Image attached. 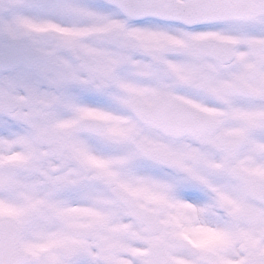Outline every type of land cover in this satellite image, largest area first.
Returning <instances> with one entry per match:
<instances>
[{"label": "snow or ice", "instance_id": "obj_1", "mask_svg": "<svg viewBox=\"0 0 264 264\" xmlns=\"http://www.w3.org/2000/svg\"><path fill=\"white\" fill-rule=\"evenodd\" d=\"M0 264H264V0H0Z\"/></svg>", "mask_w": 264, "mask_h": 264}, {"label": "flooded vegetation", "instance_id": "obj_2", "mask_svg": "<svg viewBox=\"0 0 264 264\" xmlns=\"http://www.w3.org/2000/svg\"><path fill=\"white\" fill-rule=\"evenodd\" d=\"M129 74H130V71H129ZM129 74L127 75V79L124 81L125 83H133L134 82V79L132 77H130ZM122 94H127L126 90H122ZM98 116L100 117L102 115H98Z\"/></svg>", "mask_w": 264, "mask_h": 264}]
</instances>
